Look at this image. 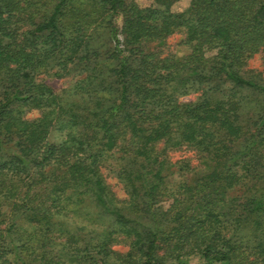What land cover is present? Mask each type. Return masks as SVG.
Listing matches in <instances>:
<instances>
[{"label": "trees", "instance_id": "16d2710c", "mask_svg": "<svg viewBox=\"0 0 264 264\" xmlns=\"http://www.w3.org/2000/svg\"><path fill=\"white\" fill-rule=\"evenodd\" d=\"M149 1L0 0V264H264V0Z\"/></svg>", "mask_w": 264, "mask_h": 264}, {"label": "rangeland", "instance_id": "374dc122", "mask_svg": "<svg viewBox=\"0 0 264 264\" xmlns=\"http://www.w3.org/2000/svg\"><path fill=\"white\" fill-rule=\"evenodd\" d=\"M139 4L141 6H145L150 4L149 0H138ZM190 0H179L178 2H176L173 6H172V10L174 11H182L184 9H186L189 5ZM181 40V37L179 35L171 37L170 39V43H171V48L175 49L177 51L178 54H183L186 52L185 46L183 45H176L178 41ZM249 67L250 68H254L257 70H262L263 66H262V59H261V55H256L255 57L251 58L249 60ZM72 79L73 76H67L65 78H49L50 83L57 88L58 91L62 92L64 89L69 88L71 83H72ZM194 96H188L185 99L186 100H190L192 99ZM35 114V113H34ZM176 157L178 156V153L175 154ZM108 182L111 184L112 189L116 192V194L123 198L125 197V191L122 187L121 184L118 183L116 178L113 177H109L108 178ZM198 261L196 259L190 260V264H197Z\"/></svg>", "mask_w": 264, "mask_h": 264}]
</instances>
